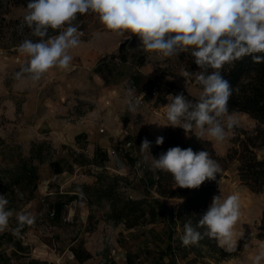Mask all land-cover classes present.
<instances>
[{"label": "rangeland", "instance_id": "rangeland-1", "mask_svg": "<svg viewBox=\"0 0 264 264\" xmlns=\"http://www.w3.org/2000/svg\"><path fill=\"white\" fill-rule=\"evenodd\" d=\"M24 14L25 9L13 8L0 26V194L14 213L9 227L0 232V263L7 264L11 258L13 264H26L35 258L81 264L72 248L97 245L93 257L83 264H176L174 249L187 264H254L264 245V230H260L264 191L255 193L241 183L237 162L230 164L219 182L222 199L234 193L240 196L242 215L234 231L237 238L241 233L243 237L233 254L183 247L179 228L164 222L127 231L123 223L106 218L107 203L93 206L84 198L65 206L58 203L79 187L94 185L102 172L126 177L128 187L122 191L127 196L159 197L151 185L152 156L156 138L169 127L157 125L168 123L166 97L173 95V87L195 96L200 90L180 76L184 72L181 53L163 58L141 51L135 36L120 43L96 16L76 23L83 33L82 43L70 51L73 60L68 70L54 68L36 83L17 81L15 73L25 59L10 40L8 20L21 29ZM100 77L106 79L105 85L99 83ZM113 82L119 86L115 92L108 89ZM128 87L135 88L134 99L141 101L137 114L127 110ZM230 112L239 123L224 142L201 136L213 143L220 156L227 154L237 129L255 124L242 111ZM192 131L199 135L198 129ZM145 138L151 142L150 153L140 150ZM163 201L168 210L174 207L173 200ZM20 212L30 213L35 222L17 237L13 230ZM15 240L31 248L29 257L12 256Z\"/></svg>", "mask_w": 264, "mask_h": 264}, {"label": "clouds", "instance_id": "clouds-1", "mask_svg": "<svg viewBox=\"0 0 264 264\" xmlns=\"http://www.w3.org/2000/svg\"><path fill=\"white\" fill-rule=\"evenodd\" d=\"M88 14L95 15L120 43L135 36L141 51L163 58L180 53L194 58L198 70H185L180 76L185 81L195 80L201 90L199 98L193 101L183 93L169 94L164 106L168 123L157 125L182 128L186 135L195 128L199 136L206 134L217 143L224 142L238 126L229 110L233 88L224 69L245 57L253 64L264 63V0H28L21 27H27L35 39L25 38L17 46L25 63L14 78L36 83L54 68L68 70L73 60L70 51L82 43L83 33L76 22ZM134 95L135 88L128 87L127 110L137 114L141 101ZM155 143L162 145L164 137L158 136ZM139 147L141 152L150 153L151 142L145 138ZM152 170L170 174L176 187L183 189H198L206 181H217L222 172L208 151L179 146L168 148L158 158L152 156ZM8 204L6 196L0 194V232L9 227L14 215ZM241 215L239 194L223 199L215 195L196 223L192 219L184 222L182 244L199 246L207 238L225 252L236 253L243 233L237 238L234 229ZM16 219L13 234L17 237L26 225L35 222L26 212L17 213ZM261 261L264 245L254 264Z\"/></svg>", "mask_w": 264, "mask_h": 264}, {"label": "trees", "instance_id": "trees-1", "mask_svg": "<svg viewBox=\"0 0 264 264\" xmlns=\"http://www.w3.org/2000/svg\"><path fill=\"white\" fill-rule=\"evenodd\" d=\"M27 2L28 0H0V26L2 27V23L7 21L5 15L10 14L13 8L26 10ZM93 17L95 15L92 14L79 16L77 22L83 23ZM8 21L12 23L10 40L16 50L25 38L35 39L31 37L27 27L17 30L16 22H13L14 20ZM121 59L126 62L127 55H121ZM179 59L182 61L184 71L195 72L198 70L193 62L194 58L190 55L181 53ZM224 75L233 88L229 110H239L248 114L255 121L254 126L251 129H237L232 140V146L225 156H220L217 153L210 140L195 134L193 131L186 135L182 128L169 126L161 135L164 137V143L160 146L154 145L153 155L158 158L160 153L176 146L182 149L191 147L193 151L206 150L222 168V172L217 176V181H221L230 164L237 162L241 183L251 191L261 193L264 191V63L253 64L250 57H245L236 62L234 66L226 65ZM189 80L200 90L194 79ZM172 89L173 95L183 93L193 101L199 98L186 89L179 91L175 90L174 87ZM96 178L94 185L81 186L75 194H66L65 200H60L58 203L65 206L79 198H84L93 206H102L107 203L106 218L115 223H123L128 230L154 226L164 222L179 228L183 234L184 222L192 219L193 223H196L207 211L213 196L221 195L217 181H206L198 189H183L176 187L170 174L161 171H153L151 175V185L159 197L145 195L134 199L127 196L122 190L128 187V179L123 176L102 172L98 173ZM163 199L173 200L175 202L174 207L168 210ZM54 216L56 217V215ZM260 230H264V217ZM199 246L207 248L212 253L224 255V250L220 249L214 240L205 238ZM12 248V256L19 259L29 257L31 254V248L28 245H23L20 240L13 241ZM72 251L76 260L81 264L93 257L89 251L81 246L72 248ZM6 263L13 264L11 258ZM26 264L54 263L30 258Z\"/></svg>", "mask_w": 264, "mask_h": 264}, {"label": "crops", "instance_id": "crops-1", "mask_svg": "<svg viewBox=\"0 0 264 264\" xmlns=\"http://www.w3.org/2000/svg\"><path fill=\"white\" fill-rule=\"evenodd\" d=\"M91 55L92 56H96L97 55V53H91ZM104 55H105V51H104ZM100 80L101 81H99V83L100 84H103V85H105L107 82H106V79H103V78H101L100 77ZM109 88L108 89H110V91H112V92H115L118 88H119V86H118V84L117 83H115V82H113V83H111L110 84V86H108ZM199 93H200V91L198 92V95H199ZM152 227V226H151ZM179 231H180V229H178ZM127 231H133V230H127ZM181 232V231H180ZM99 248V246H97V245H94V246H92V249H91V247L89 248V249H87L90 253H92L93 254V249L94 250H96V249H98Z\"/></svg>", "mask_w": 264, "mask_h": 264}, {"label": "built area", "instance_id": "built-area-1", "mask_svg": "<svg viewBox=\"0 0 264 264\" xmlns=\"http://www.w3.org/2000/svg\"><path fill=\"white\" fill-rule=\"evenodd\" d=\"M114 153L116 152L114 151ZM181 246L184 247L183 244ZM173 254L175 255V260L177 262L176 264H187L185 260L183 259L182 255H180V253L178 254V251H176V249H174Z\"/></svg>", "mask_w": 264, "mask_h": 264}]
</instances>
